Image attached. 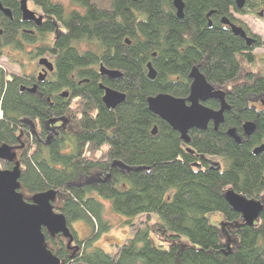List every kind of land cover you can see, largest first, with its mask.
<instances>
[{
    "label": "trees",
    "instance_id": "trees-1",
    "mask_svg": "<svg viewBox=\"0 0 264 264\" xmlns=\"http://www.w3.org/2000/svg\"><path fill=\"white\" fill-rule=\"evenodd\" d=\"M70 1L76 8L27 0L46 17L35 31L22 21L20 0H0L11 13L10 19L0 12V55L8 46L38 43L33 57L53 64L33 94L21 88L35 82L34 74L12 76L0 68V146L14 153L0 169L19 164V192L28 203L52 192V209L71 234L53 236L42 228L47 249L60 264H264V207L249 227L224 199L232 189L264 204V151L253 153L264 144V109L258 114L252 104L264 98V51L254 52L263 43L258 38L247 47L221 23L236 24V14L262 15L264 0H250L241 10L234 0H182L181 19L171 0ZM101 65L121 78L100 76ZM194 66L225 91L229 110L217 131L211 124L191 130L184 144L146 100L187 98ZM100 85L125 94L124 102L107 109ZM206 106L219 108L216 101ZM246 121H254L256 131L237 145L226 132L242 135ZM212 158L221 165L212 166ZM114 161L140 169L113 168ZM89 178L95 182L86 184ZM100 200L110 202L124 225L141 215L160 220L136 228L112 257L94 247L111 229ZM211 214L219 215L215 224ZM79 220L91 229L81 240L71 225Z\"/></svg>",
    "mask_w": 264,
    "mask_h": 264
},
{
    "label": "water",
    "instance_id": "water-1",
    "mask_svg": "<svg viewBox=\"0 0 264 264\" xmlns=\"http://www.w3.org/2000/svg\"><path fill=\"white\" fill-rule=\"evenodd\" d=\"M171 1L177 18L181 19L184 9L183 1ZM248 1L250 0H234V3L236 8L241 10ZM19 4L22 21L40 27L43 17L29 10L27 0H20ZM0 12L11 19L10 11L4 8L1 2ZM212 13L213 11L207 16L209 17ZM259 15L261 16V13ZM221 23L229 27L234 36L244 40L247 47L255 43V39L247 36L242 27L230 22L227 18H223ZM37 63L43 69L38 77V81L42 82L46 75L53 71V64L45 57L39 58ZM147 70L148 78L154 79L156 73L150 63L147 65ZM99 74L111 80L122 76L119 71L107 69L102 65L99 67ZM188 79L191 84L187 98L158 94L146 100L148 110L177 132L184 144H189V131L191 130L204 131L211 124L217 131L224 122V113L229 110V105L225 100V91L208 82L198 67H192ZM99 87L103 90L102 102L107 109H114L124 102L125 94L103 85ZM24 89L33 94L37 91V86L21 88V90ZM67 95L66 92L61 94L62 97H67ZM208 101H216L219 104L218 110L206 106ZM156 131L157 128L154 127L152 134H156ZM255 131L256 123L246 121L242 124V135H239L234 128L228 129L226 134L237 145H240L244 138L248 139ZM262 151H264V144L256 147L253 153L257 155ZM13 159L14 153L11 148L6 145L0 146V161H12ZM214 165L217 164L213 163L212 166ZM111 166L127 172L140 169L125 166L119 161H114ZM19 177L18 163L12 169H0V264H60V259L47 249L42 228L53 236L62 234L68 238L71 234L66 219L62 214L54 213L51 205L54 194L50 191L37 194L31 203L26 202L19 192ZM93 182L95 179L89 178L86 184ZM224 199L231 210L239 214L243 223L249 227L254 225L264 207L261 201L247 199L232 189L224 193Z\"/></svg>",
    "mask_w": 264,
    "mask_h": 264
},
{
    "label": "rangeland",
    "instance_id": "rangeland-1",
    "mask_svg": "<svg viewBox=\"0 0 264 264\" xmlns=\"http://www.w3.org/2000/svg\"><path fill=\"white\" fill-rule=\"evenodd\" d=\"M53 1L61 3L67 9L76 8V6L73 5L70 0ZM27 6L29 10L35 12L37 15H43L37 8L34 7L32 3L28 2ZM259 13V11H256V13L235 15L236 20L239 21V25L246 26L249 32L259 38L263 43V46L254 50L256 53H262L264 51V12H262L261 16ZM52 38L53 35H50V39ZM37 46H39L38 43L31 46L26 45L22 49H15L10 46L5 47L2 54L0 55V68L3 69L8 75L12 76L24 77L30 74L36 75V70L38 68V58L33 57V49ZM259 100L264 102V98H259ZM211 161L221 165V161L217 158H212ZM100 201L104 203L106 218H108L109 222L111 223V229L109 232L100 236L99 240L94 243V247L102 249L112 257H116L118 248L126 239L132 236L136 228L143 226V223L147 220H160L159 217L154 214H151L149 218L146 215H141L133 220V226L124 225L123 221L125 218L115 214L111 210L110 202L105 200ZM208 219L212 224H215V221L219 220V215L211 214L208 216ZM71 225L80 240L88 237L91 233L90 226L85 221H75ZM150 238L155 245L158 243L154 235H151Z\"/></svg>",
    "mask_w": 264,
    "mask_h": 264
},
{
    "label": "flooded vegetation",
    "instance_id": "flooded-vegetation-1",
    "mask_svg": "<svg viewBox=\"0 0 264 264\" xmlns=\"http://www.w3.org/2000/svg\"><path fill=\"white\" fill-rule=\"evenodd\" d=\"M36 15H37V14H36ZM37 16H39V15H37ZM40 16L43 17V21H42V23L45 22V21H46V17H45L44 15H40ZM31 24H33V23H31ZM41 25H42V24H41ZM236 25L242 27V29L245 31L246 35L249 36V37H253V38L256 40V42H257L258 38L255 37L254 35H252V34L249 32V30L247 29L246 26L239 25V21L236 22ZM33 26H34L33 29H34L35 31H36L37 28H39V27H36L34 24H33ZM39 58H40V57H38V59H39ZM37 64H38V63H37ZM42 70H43L42 67L38 65V68H37V70H36V75L34 74L35 77H36L35 82L31 83L30 86H28V87H32V86L36 85L37 88H38V85H39L40 83H43L44 80H45L46 78H48V74H49V73L46 75L45 79H43L42 82H39V81H38L39 74L42 72ZM252 104L257 108V113H258V114H259L260 110L264 109V102H263V101H260L259 99H255V100L252 102ZM57 125H58V124H57ZM50 132L53 134V133H55V130L51 128V129H50Z\"/></svg>",
    "mask_w": 264,
    "mask_h": 264
}]
</instances>
